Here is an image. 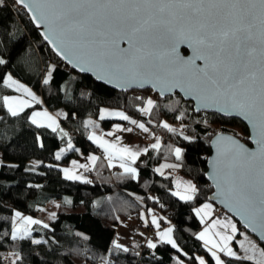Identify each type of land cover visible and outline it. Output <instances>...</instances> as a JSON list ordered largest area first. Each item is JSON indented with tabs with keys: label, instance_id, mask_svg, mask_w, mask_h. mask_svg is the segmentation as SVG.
I'll list each match as a JSON object with an SVG mask.
<instances>
[{
	"label": "trees",
	"instance_id": "1",
	"mask_svg": "<svg viewBox=\"0 0 264 264\" xmlns=\"http://www.w3.org/2000/svg\"><path fill=\"white\" fill-rule=\"evenodd\" d=\"M0 59L5 62L0 64V264H197L196 256L213 264L196 236L202 225L195 214L211 191L204 178L209 140L221 131L247 142L246 125L211 112L195 114L191 102L177 93L159 98L147 89L119 92L73 71L52 52L13 0H0ZM8 75L27 85L39 101L17 116L3 106ZM146 99L154 104L147 113L141 111ZM101 107L124 110L150 127V139L156 136L160 147L146 148L132 162L135 177L127 172L102 173L107 166L102 156L86 183L66 179L59 163L66 164L80 153L98 152L88 136ZM43 108L57 114L68 128V137L31 123L30 113ZM111 122L100 119L103 128ZM165 123L174 131L162 127ZM61 148L68 151L57 160ZM176 148L181 150L179 160L174 156ZM166 161L191 179L196 188L192 199L173 195V173L155 170ZM53 205L56 214L47 227L33 224L29 237L11 238L15 213L36 217L40 208ZM142 209L170 217L178 249L161 241L155 248L138 244L127 251L113 245L116 225ZM32 238L41 243H32ZM258 244L264 251V243ZM222 264L252 262L225 256Z\"/></svg>",
	"mask_w": 264,
	"mask_h": 264
},
{
	"label": "snow or ice",
	"instance_id": "2",
	"mask_svg": "<svg viewBox=\"0 0 264 264\" xmlns=\"http://www.w3.org/2000/svg\"><path fill=\"white\" fill-rule=\"evenodd\" d=\"M14 2L29 11L37 26H47L45 39L53 43L59 55L64 59L74 56L87 65L84 70L97 71L99 79L108 77V82L113 79L132 82L151 73L155 77L154 86L159 85L162 89L183 87L205 106L215 104L226 114L243 116L253 129L252 140L257 147L250 151L231 137L218 133L215 169L217 177L228 187L227 191L221 183L217 187L221 194L235 201L237 210L249 227L264 232V0ZM122 44L127 47H121ZM181 44H187L192 50L191 57L185 59L178 54ZM4 63L0 59V64ZM4 83L29 97L28 100L3 98V106L12 116L31 107L32 101L39 103L32 92L17 84L10 76ZM44 83L47 84L48 79ZM153 107V101L148 99L141 111L147 113ZM106 115L128 119L123 113H106L102 110L101 118ZM30 119L37 127H50L53 131L58 127L47 112H34ZM138 127L148 131L143 124ZM162 127L174 131L166 123ZM89 139L104 149L110 161L119 158L134 163L140 155L95 135H90ZM151 147L159 149V140ZM62 154L63 150L57 153L56 159L59 160ZM174 154L177 160L181 158L179 148L175 149ZM89 160L94 163L96 157L91 156ZM77 167L84 166L73 162V168ZM121 167L135 177L134 168L123 163ZM63 171L66 179L87 182L73 170ZM156 171L160 172L161 169ZM177 188H183V192L177 191L173 195L179 196L181 200L192 199V194L196 192L191 183L177 181ZM208 208L205 205L203 209L197 210V215ZM15 217L21 223L15 225L14 222L11 233L13 240L25 239L29 235V226L40 223L30 217H21L19 212L15 213ZM201 219L203 222V216ZM152 223L156 224V220L153 219ZM217 225L224 228L225 232L230 228L232 235L214 231ZM236 231L235 225L230 222L214 221L197 238L210 246L209 251L216 264H221L218 252L237 260L251 261L252 264H264V251L257 254L255 245L244 248L246 254L243 257L237 256L229 247ZM171 232L169 228L158 233V236L162 243L175 248ZM213 234L216 238H213ZM32 243L41 242L33 240ZM148 247L155 248L156 245L149 242ZM199 264H204V261L201 260Z\"/></svg>",
	"mask_w": 264,
	"mask_h": 264
},
{
	"label": "crops",
	"instance_id": "3",
	"mask_svg": "<svg viewBox=\"0 0 264 264\" xmlns=\"http://www.w3.org/2000/svg\"><path fill=\"white\" fill-rule=\"evenodd\" d=\"M8 77H9V75L7 76V78ZM10 77L14 81H16L17 84L22 85L24 88H27L30 92H32L31 89L27 85H25L23 82L21 83V82L17 81L12 76H10ZM5 91H6V94H4L3 98L4 97H11L12 98V96H15V97L16 96H19V97L24 96L22 92H18L14 88H9L7 86H5ZM32 93L36 97L35 92H32ZM24 97H27V96H24ZM27 98L29 99V97H27ZM36 99H37V97H36ZM32 105H34L33 101L31 102V106ZM43 109L48 110L46 108H43ZM38 110H42V109H34L30 113V118L34 112H39ZM113 110H119V109L113 108ZM116 112L123 113L125 116L128 117V119L123 120L117 116H105L106 119L111 120L112 122L108 127L103 128L101 126L100 119L97 117L91 121V128L89 131V136L95 135L97 137H101L103 140L107 141L110 144H117V146L121 147V148L127 147V148L131 149L133 152H137L140 154L143 153L146 148L151 147L153 144H155L157 142L156 136H153L150 140H147L145 138V134H144L145 131H143L141 128L138 127V125L141 123L131 119L124 110H119ZM111 113H113V111H111ZM52 118L56 121V123L58 122V116L57 115L52 116ZM30 121H31V119H30ZM115 122H119L120 124L123 122V126L121 127L119 125H113V124H115ZM133 122H135V123H133ZM127 124L129 125L128 127H127ZM50 129H52V128H50ZM128 129H131V131H129V133L127 132ZM109 133H111V135H109ZM124 135L127 136L126 141L124 139L121 140L119 138L120 136L123 137ZM89 136H88V139H89ZM89 141H91L93 143L92 140L89 139ZM94 144L98 147V152H92L91 154L90 153H80L79 156L72 157L68 163H66V164L59 163L57 165V167H60L61 174L63 177H65L64 171H63L64 169L73 170L76 175L82 176L83 178L87 177L85 175V173L87 171L90 172L96 166L95 164L97 163V161L102 156L104 158V163L106 165H110V163H111V166L116 165V166L120 167V169L123 173L125 171H124V168L121 167L122 163L128 167L133 168V163L130 160L121 161L119 158H113L110 161L107 154L105 153L104 149L101 148L98 144H96V143H94ZM61 150H63L62 155H64L68 151L65 148H61L57 151V153L61 152ZM57 153H56V155H57ZM174 153H175V151H174ZM62 155L60 158L63 157ZM91 156L96 157V160L94 163L90 162V160H89V157H91ZM174 156H175V154H174ZM175 158H176V156H175ZM0 162H2L1 153H0ZM73 162H75L76 165H80V166H84V167L73 168ZM86 165L89 168L88 170L85 169ZM157 169H161L160 172L157 171L158 173H161V174H167L168 172H171V173L175 172V177H174V181H173L174 192H177V191L183 192V188H180V189L177 188V181H180L182 183H191L192 185H194L190 178L188 179L186 176H184L180 172L176 171V166L171 161H166V162H162V163L158 164L156 166L155 170H157ZM78 181H81V180H78ZM205 205H208L209 208L206 209L204 212H201L200 215H197L199 217V220H200L201 225H202V228L196 234L197 237L199 236L200 233L204 232L206 228H210V226L213 224L214 221H221L222 223H229L230 222L231 224L235 225L237 231H236V234L233 236L232 241L229 243V247L232 248V250L236 253L237 256H239V257L245 256L246 253L244 251V248H250L252 245H255V249H256L257 254L259 253V251H262L259 244H255L249 234H247L243 230H239L237 223L235 221H233L229 216L225 215L222 218H217L215 216V211L217 210V208L212 203L203 202L199 207L196 208L195 214H197V210L203 209ZM50 210L52 212V216L54 217L56 214V210H53L51 208L47 209L44 207L39 209L40 212H39L38 216H36V217H32L30 215L27 216V215L20 213V212L19 213L21 214V217H30L31 219L36 220L37 217L39 218V215H41L44 211H47L49 213ZM205 212H207V215H205ZM202 216H203V222L201 219ZM130 218L131 219H129V221H127V223H129L131 220V224H134V226L131 227L133 229L132 234L138 233L136 236L131 238V245L137 246L138 244H144V245L148 246L149 242H152L153 244H155V243L160 241L158 233H163L166 230H168L169 228L172 230L171 226H169L167 228H163V227H159V226L157 227V225H158L157 222H156V224H153L152 221H153V219L157 220V216H156V213L152 212V211H145L142 209L135 216L130 217ZM16 220H18V219H16V217H14V221H16ZM14 221H13V223H14ZM127 223H126V225H127ZM48 224H44V225H48ZM13 227H14V225H13ZM13 227H12V230H13ZM214 231L225 233L226 235H232L230 228L227 230V232H225V229L220 227L219 225L216 226V229ZM31 234H32L31 229L29 228V235L27 237H29ZM171 238L174 241L172 234H171ZM213 238H216L214 236V234H213ZM32 240H37V239L32 238ZM199 241L201 244H203V246L206 247L207 251L210 254V257H212L213 264H216V261L212 256V252L209 251L210 246H206L204 244V241H202V240H199ZM242 245H243V247H242ZM175 248H177V247H175ZM213 251H215V250L213 249ZM217 256H219V258L221 260V264H222V258L225 257V255L223 253L218 252ZM195 258L197 259V264H199V262L201 260H203V258L200 256H196Z\"/></svg>",
	"mask_w": 264,
	"mask_h": 264
},
{
	"label": "water",
	"instance_id": "4",
	"mask_svg": "<svg viewBox=\"0 0 264 264\" xmlns=\"http://www.w3.org/2000/svg\"><path fill=\"white\" fill-rule=\"evenodd\" d=\"M14 2V0H13ZM14 4L19 8H21L29 17L31 20V23L34 27H36L39 35L43 37L45 43L48 45V47L52 50L55 55L60 58V60L66 64L70 69H72L75 72H78L82 75H89L91 76L96 82H100L107 86L108 88H113L116 91H131V90H150L151 93H154L157 97L163 98V96L167 95H172L174 93H177L182 100H187L191 102L192 110L196 114L197 112H211L216 115H220L223 117H233L241 121L244 125L247 127V142H245L243 139H239L232 133H225V132H217L213 136L210 137L209 140V149L210 153L206 157V169L204 173V178L205 181L208 182V185L210 186V193L207 195V202L212 203L216 208L220 209L222 212H224L227 216H229L233 221L239 224L241 229L249 234L253 239L256 241V243H264V232L261 230H253L251 227L248 226L246 220L242 217L240 212L237 210V206L235 201L224 195L221 194V190L218 189L217 184L221 183L222 187L224 188L225 191H227V185H224L223 182L217 177L216 174V169H215V162L217 160V134H222L223 136L226 137H231L232 139L236 140L240 144H242L245 148H248L250 151L256 149V144L253 143L252 137H253V129L250 125V123L244 119L243 116L237 115L235 113L232 114H226L224 111L220 110V107L215 104H209L208 106H205L202 104L198 99L195 98L194 95L190 94L185 88L177 86L173 87L170 89H162L159 85L154 86L153 85V80L155 77L151 74L148 73L144 77L138 78L132 82H125V81H120L118 82L117 80L113 79L111 82H108V77H105L104 79H99L98 78V73L95 70H84L87 65L82 64L80 61H78L74 56H71L70 54V59H64L61 55L57 53V50L54 48L53 43H50L48 39H45L44 33L48 31V28L45 24H41L37 26V24L33 21L31 14L29 11L23 7L22 5ZM121 47H127L126 44H122ZM63 50V48L61 49ZM185 51L182 52V51ZM68 54V53H66ZM178 54L187 59L192 56V50L188 48L187 44H181L178 49ZM198 64H200V61H197Z\"/></svg>",
	"mask_w": 264,
	"mask_h": 264
},
{
	"label": "rangeland",
	"instance_id": "5",
	"mask_svg": "<svg viewBox=\"0 0 264 264\" xmlns=\"http://www.w3.org/2000/svg\"><path fill=\"white\" fill-rule=\"evenodd\" d=\"M16 97H19V96H16ZM15 96H12V98H16ZM19 98H23V99H25V100H28V98L27 97H19ZM148 99H146L145 100V102H144V104H143V107H142V109L146 106V101H147ZM34 102V101H33ZM104 111V112H106V113H111V111H113V113H118V112H116V111H119V110H113V108H107V107H101L100 108V112H99V114H98V118L99 119H102V120H104V118H105V116H104V118H101V111ZM39 112H47L48 113V115L49 116H56L57 114H55V113H52L51 111H48V110H44V109H42V110H38ZM107 116V115H106ZM102 122V121H101ZM113 125H119V126H123V122L120 124L119 122H115V124H113ZM124 131V130H123ZM128 133H129V131H127ZM121 140H125L126 141V139H127V136H123V137H119ZM92 153V152H91ZM90 153V154H91ZM1 163V162H0ZM85 169H89L88 167H87V165H86V167H85ZM183 175V174H182ZM173 176L175 177V172H173ZM185 176V175H184ZM85 179H87V177H84V180ZM55 205H53V206H50L49 208H47V209H53V210H56V208L54 207ZM53 207V208H52ZM53 218V216H52V212H51V210H50V212L48 213L47 211H44L41 215H39V218L37 217V219H36V221H39L41 224H48V223H50L51 222V219ZM129 219H131V218H129ZM129 219H127L126 221H122V222H120V223H118L117 225H116V233H115V238L113 239L114 240V242H113V245L116 247V245H119L122 249H127L130 245H131V238L132 237H134V236H136L138 233H136V234H132V231H133V229L131 228V227H133L134 226V224H131V220H130V222L129 223H127V221H129ZM15 222V225H18V224H20L21 223V221L18 219V220H16V221H14ZM156 222H157V220H156ZM40 223H38V224H40ZM126 223H127V225H126ZM32 226V225H31ZM31 226H29V228L31 227ZM29 230V229H28ZM139 230V229H138ZM239 230H242V229H239ZM251 237V236H250ZM252 238V240H253V242L255 243V244H258V243H256V241L253 239V237H251ZM259 252H261V251H259ZM200 257H202V256H200ZM203 258V261H204V264H206V261H205V258L204 257H202Z\"/></svg>",
	"mask_w": 264,
	"mask_h": 264
},
{
	"label": "built area",
	"instance_id": "6",
	"mask_svg": "<svg viewBox=\"0 0 264 264\" xmlns=\"http://www.w3.org/2000/svg\"><path fill=\"white\" fill-rule=\"evenodd\" d=\"M178 117L179 116L177 115L175 118L178 120L179 119ZM57 123H58L57 124L58 127L56 128V131L58 132V134H62L65 137H68V128H65L63 126V124L60 123V121H58ZM128 126L129 125L127 124V127ZM147 129H148V131L145 133V137L150 140V134L153 130H151L150 127H148ZM113 172H122V171H121L120 167H118L116 165L115 166L114 165L113 166L107 165L106 168L102 171V173H110V174H113ZM89 174H90L89 171H87L85 173L86 176H88ZM225 215L226 214L219 209H217L215 211V216L217 218H222ZM156 216H157V224L159 227H163V228H167L169 226L172 227V221L168 215L163 214V213L158 211V212H156Z\"/></svg>",
	"mask_w": 264,
	"mask_h": 264
}]
</instances>
